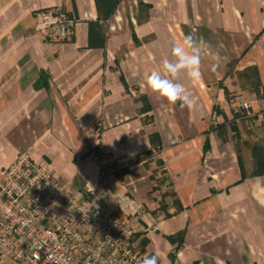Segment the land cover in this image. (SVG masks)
I'll return each instance as SVG.
<instances>
[{
    "label": "crops",
    "instance_id": "crops-1",
    "mask_svg": "<svg viewBox=\"0 0 264 264\" xmlns=\"http://www.w3.org/2000/svg\"><path fill=\"white\" fill-rule=\"evenodd\" d=\"M50 9L73 35L37 31ZM187 35L203 52L201 78L176 81L192 108L145 81ZM248 83L264 88V0H0V174L28 150L76 196L105 176L103 204L133 200L122 214L158 264H264V173L241 169L227 102L242 90L251 117Z\"/></svg>",
    "mask_w": 264,
    "mask_h": 264
},
{
    "label": "built area",
    "instance_id": "built-area-1",
    "mask_svg": "<svg viewBox=\"0 0 264 264\" xmlns=\"http://www.w3.org/2000/svg\"><path fill=\"white\" fill-rule=\"evenodd\" d=\"M36 29L54 39L74 33L72 18L60 9L41 11ZM231 103L248 113L242 96ZM92 159L106 160L100 154ZM104 188L101 176L97 187L76 196L28 150L21 152L0 174V264H54L49 250L68 264H139L146 255L137 222L122 214L133 209V200L115 194L113 215L102 202Z\"/></svg>",
    "mask_w": 264,
    "mask_h": 264
},
{
    "label": "clouds",
    "instance_id": "clouds-1",
    "mask_svg": "<svg viewBox=\"0 0 264 264\" xmlns=\"http://www.w3.org/2000/svg\"><path fill=\"white\" fill-rule=\"evenodd\" d=\"M171 55L173 59L162 60L161 67L145 73L147 87L166 98L169 103L175 104L180 101L184 106L192 108L195 99L186 90L183 84L176 82L180 74L186 73L190 79L199 80L201 78L202 47L193 36L187 35L182 43H177L172 47ZM212 59L216 62L213 68L218 66L221 57L213 54ZM47 259L54 261V264H68L63 257L56 256L51 250ZM159 254L146 255L141 258L139 264H158Z\"/></svg>",
    "mask_w": 264,
    "mask_h": 264
},
{
    "label": "trees",
    "instance_id": "trees-1",
    "mask_svg": "<svg viewBox=\"0 0 264 264\" xmlns=\"http://www.w3.org/2000/svg\"><path fill=\"white\" fill-rule=\"evenodd\" d=\"M245 87L256 92L257 97L262 100L263 107L261 109L264 114V88H261L258 83H248ZM263 127L264 123L255 127L254 131L258 133L256 136L250 135L247 137L236 134L235 137L234 143L240 167L242 169L246 166L253 169V174L264 173V135L261 134ZM246 149L247 151L244 154Z\"/></svg>",
    "mask_w": 264,
    "mask_h": 264
},
{
    "label": "rangeland",
    "instance_id": "rangeland-1",
    "mask_svg": "<svg viewBox=\"0 0 264 264\" xmlns=\"http://www.w3.org/2000/svg\"><path fill=\"white\" fill-rule=\"evenodd\" d=\"M241 91L242 90L237 91L236 93L235 92L231 93L230 95H228V100H227L228 105L230 106L231 110L233 112H235V114L238 113V112H239L238 114H240L241 113V111H240L241 109L240 110H236V111L234 110V107L230 105V104H232L231 103V98H233L234 95L237 96V94L238 95L241 94ZM243 93L244 92H242V94ZM244 95L247 96L246 93H244ZM258 101H259V104H260L259 105L260 108L257 109V110H259V111L256 110L255 113H253L252 116L251 117L249 116L248 118L247 117L244 118V116H242L241 114H240V116H238L240 120H239V123H238V126H237V134H241L242 136H247V137L250 136V135L256 136L258 134L256 131H254L255 127L259 126L261 124L263 125V123H264V114H263L262 109H261L263 107V104H261L262 100L259 99ZM214 114H215V112H214ZM261 134L264 135V127L261 129ZM234 137H236V135ZM246 151H247V149L245 150L244 154L246 153Z\"/></svg>",
    "mask_w": 264,
    "mask_h": 264
}]
</instances>
